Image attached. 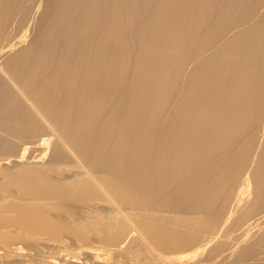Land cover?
I'll use <instances>...</instances> for the list:
<instances>
[{
    "label": "bare ground",
    "instance_id": "6f19581e",
    "mask_svg": "<svg viewBox=\"0 0 264 264\" xmlns=\"http://www.w3.org/2000/svg\"><path fill=\"white\" fill-rule=\"evenodd\" d=\"M0 264H264V0H0Z\"/></svg>",
    "mask_w": 264,
    "mask_h": 264
}]
</instances>
